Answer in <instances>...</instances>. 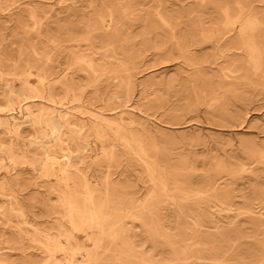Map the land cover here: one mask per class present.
Returning a JSON list of instances; mask_svg holds the SVG:
<instances>
[{
  "label": "rangeland",
  "instance_id": "1",
  "mask_svg": "<svg viewBox=\"0 0 264 264\" xmlns=\"http://www.w3.org/2000/svg\"><path fill=\"white\" fill-rule=\"evenodd\" d=\"M222 1L231 5L232 0H0V106L20 108L14 116L21 123L16 136L0 128V264L40 261L37 246L23 235L31 226L51 235L59 222L66 227L56 196L63 188L61 175L55 165L49 171L43 163L41 147L57 161L71 152L69 175L73 181L75 176H85L94 189L102 191L107 179L119 185H108L110 192L111 188L120 196L135 192L142 202L150 186L141 162L109 130L102 128V144L88 132L92 123L87 115L75 113L63 127L60 142L49 138L43 126L24 119L23 108L30 103H19L23 92L14 75L27 64L52 69L57 76L64 70L79 94L74 107L102 112L111 120L127 113L124 122L132 121V132L140 136L148 154L162 163L169 183L190 184L201 191L191 202L205 209L234 204L233 212L216 216L219 226L233 222L232 228L222 230L229 236L205 242L202 255L223 258L221 264H264V0H242L260 23L254 33L260 55L256 73L245 53L231 48L234 35L226 33L217 9ZM156 10L174 26L182 52L154 16ZM108 12L113 34L107 47L97 27L98 17L107 20ZM76 45H80L78 54L99 66L107 48L119 60L133 61L127 97L115 98L124 92L107 80L108 69L84 74L81 65L72 62ZM34 80L29 78L31 84ZM56 94L62 96L59 89ZM11 116L5 113L0 118ZM76 125L84 126L82 133ZM11 154L15 161L10 160ZM215 179L226 186L232 199L222 202L203 194V185ZM70 185L81 191L79 184ZM159 201L158 208L167 213L173 232L178 229L184 239L194 237L192 220L173 212L167 201ZM249 206L262 214L259 223L240 214ZM211 221L201 215L197 223L207 228ZM125 223L138 247L153 252L156 259L167 258L170 251L162 240L149 236L138 220L128 218ZM102 247V264L120 262L110 241Z\"/></svg>",
  "mask_w": 264,
  "mask_h": 264
},
{
  "label": "bare ground",
  "instance_id": "2",
  "mask_svg": "<svg viewBox=\"0 0 264 264\" xmlns=\"http://www.w3.org/2000/svg\"><path fill=\"white\" fill-rule=\"evenodd\" d=\"M217 9L224 28L228 29L226 33L232 32L234 35L233 44L235 46L231 48L244 52L247 63L253 72H258L260 55L254 33L260 23L256 13L242 0H232L231 5L227 1H222L218 4ZM154 16L166 28L170 41H176L174 26H171L159 11L156 10ZM107 17V20H104L101 16L98 17L99 26L97 30L100 31L101 38L104 39L103 41L106 42L108 47L111 46V36L113 34L111 13L108 12ZM75 42L77 41L74 40ZM175 47L179 52L183 51L177 41ZM155 48L159 50L161 46H155ZM231 48H228V51ZM79 49L80 45L73 47L72 62L81 65L80 70L84 74L96 75L98 69H108L109 73H106L108 75L107 80L115 84V90L122 89L124 92L121 97H117L115 94V98L120 100L122 97H127L131 87L130 72L133 69V61L130 58L121 61L114 56L111 48H107L105 49L107 55L102 57L103 63L99 66L94 64L91 59L78 54ZM105 59L109 63L105 62ZM32 70H35V73ZM14 77L19 81L23 92V97L19 103L31 104L25 105L23 108L24 119L29 118L33 126H43L48 131L49 138H56L60 142L63 127L70 123V118L75 113L87 115L92 123L88 132L93 133L96 140L102 144L105 137L102 128L105 127L109 130L112 137L121 143L122 148L132 151L141 162L140 164L144 167L150 183L146 197L142 202L138 201L135 192L125 193L123 196H120L121 194L118 192L116 193L115 188H111L110 192L108 185L111 187H119V185L107 179L104 180V189L100 191L94 189L93 183L85 176H75L76 181H73L74 179L68 173V169L71 167V152H65L61 156L62 159L57 161V159L50 157V153L46 148L41 147V155L44 156L43 163L46 164L49 171L53 170L55 165L57 172L61 175L59 181L63 188L57 191L56 196L61 208L60 217L65 221L66 227L59 222L55 235L33 226H31L30 232L23 231L25 240L37 246L35 251L39 252L40 257V261H30L25 264H102L99 251L103 250L102 245L106 240L107 243L110 241L112 248H114L115 260L120 261L115 264H221L223 262V258L209 257L206 253L202 255L203 247L205 242H210L212 238L217 236L223 237L226 234L224 232L233 227L232 221L224 226H219L220 222L216 220V216L219 217L224 212L226 214L233 212L232 207L234 204L224 203V208L221 207L222 205H219L221 208H218L213 204L205 209L203 206L201 207V204L191 202L194 197L197 198L199 194H202L201 191H197L196 187L190 184L182 186L183 184L179 185L175 181L172 185L169 183L162 163L155 156L148 154L140 141V136L132 132L130 128L132 121L128 119L127 123L124 122V115L127 113L121 112L116 119L111 120L105 117L102 112H91L82 109V107H74L79 101V94H76L73 82L65 78L64 70L57 76L52 69H47V71L33 69V66L27 64ZM30 77L36 78L35 83L31 84L29 82ZM57 89L62 92L61 97L56 94ZM11 93L13 96V89H11ZM14 100L13 97L9 99V104L12 105ZM36 101L43 102L45 105L34 104ZM19 112L20 108L16 110L0 106V115L5 113L12 115L8 119L0 118V128L5 129L10 136L18 134L21 123L14 115ZM75 127H78V132L82 133L83 125H76ZM14 159L15 157L11 154L10 160L15 161ZM218 180L207 181L203 185L205 188L203 194L214 200L232 199L230 191L226 186H222ZM70 183L73 184L72 186L79 184L77 187L81 191H74ZM158 199L170 203L173 212L192 220L193 227L196 228L192 232L194 237L184 239L181 237L182 234L178 233V229L177 233L173 232V228L171 229L168 226L167 213H162V210L158 208V204L161 202ZM242 209L243 211L240 214L247 215L251 218V221L259 223L262 214L255 213L250 206ZM201 215L212 219L210 227L198 226L197 220ZM128 218L138 220L140 225L144 227L143 229L147 228L148 231L145 232L149 236L165 243L170 251L167 258L164 256L156 259L155 254H152L153 252H146L143 247H138L134 236L131 235L130 228L126 227L125 220ZM201 228L204 230H201ZM222 230L225 231L222 232ZM181 233H183V230ZM133 235H135V232ZM153 248L155 247L153 246ZM1 264L8 263L3 261Z\"/></svg>",
  "mask_w": 264,
  "mask_h": 264
}]
</instances>
